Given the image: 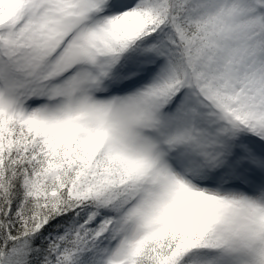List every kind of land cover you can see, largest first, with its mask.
Segmentation results:
<instances>
[{
	"label": "snow or ice",
	"instance_id": "1",
	"mask_svg": "<svg viewBox=\"0 0 264 264\" xmlns=\"http://www.w3.org/2000/svg\"><path fill=\"white\" fill-rule=\"evenodd\" d=\"M0 264H264V0H0Z\"/></svg>",
	"mask_w": 264,
	"mask_h": 264
}]
</instances>
